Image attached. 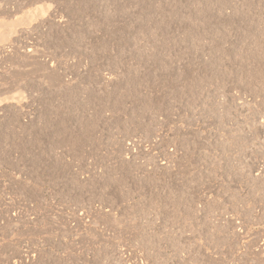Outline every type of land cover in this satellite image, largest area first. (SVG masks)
<instances>
[{
	"label": "rangeland",
	"instance_id": "rangeland-1",
	"mask_svg": "<svg viewBox=\"0 0 264 264\" xmlns=\"http://www.w3.org/2000/svg\"><path fill=\"white\" fill-rule=\"evenodd\" d=\"M4 1L0 263L264 264V0Z\"/></svg>",
	"mask_w": 264,
	"mask_h": 264
},
{
	"label": "bare ground",
	"instance_id": "bare-ground-1",
	"mask_svg": "<svg viewBox=\"0 0 264 264\" xmlns=\"http://www.w3.org/2000/svg\"><path fill=\"white\" fill-rule=\"evenodd\" d=\"M5 1H6V0H5ZM5 1H4V2H5ZM31 1H32V0H20V2H19L20 4H19L18 6L15 4V5L17 6V7H15V8H16V9H19V8L23 9L22 7H24L25 5L29 4ZM10 3H11V2H10ZM12 3H13V2H12ZM17 3H18V2H17ZM4 4H5V3H4ZM229 6H230V5H229ZM1 7H2V6H1ZM8 7H10V6H8ZM233 8H234V7H233ZM1 11L4 12V8H3V10L1 9ZM5 11H7V12H9V13L12 12V10L10 11V9L7 8V7L5 8ZM7 12H6V13H7ZM14 12H16L15 9H14ZM14 14H16V13H14ZM6 16H7V15H6ZM8 16H10V15H8ZM10 17H11V16H10ZM21 20H22V19H21ZM18 22H19V21H18ZM20 22H21V21H20ZM20 22H19V23H20ZM23 22L25 23V21L22 20V24H23ZM12 23H14V22H12ZM16 23H17V22H16ZM10 24H11V23H10ZM20 24H21V23H20ZM20 24H19V25H20ZM13 25H14V24H13ZM15 25H16V24H15ZM17 25H18V24H17ZM63 26H64V25H63ZM12 27H13V26H12ZM33 55H34V54H33ZM27 56H28V55H27ZM31 57H32V56H31ZM36 62H37V61H36ZM39 62H40V61H39ZM45 69H46V68H45ZM61 74H62V73H61ZM46 76H47V75H46ZM58 77H59V76H58ZM58 77H57V78H58ZM60 77H61V76H60ZM49 81H50V80H49ZM25 84H26V83H25ZM27 85H28V84H27ZM13 86H14V85H13ZM25 87H26V86H25ZM15 97H16V96H15ZM219 107H220V106H219ZM262 116H263V115H262ZM131 142H132V141H131ZM259 142H260V141H259ZM126 143H127V142H126ZM259 144H260V143H259ZM262 144H263V143H262ZM260 146H261V145H260ZM129 147H130V146H129ZM130 149H132V148H130ZM237 164H238V163H237ZM257 174H258V173H257ZM263 177H264V176H263ZM252 179H253V178H252ZM262 186H263V185H262ZM263 188H264V186H263ZM222 219H223V218H222ZM10 222H11V221H10ZM262 245H263V244H262ZM263 246H264V245H263ZM262 251H263V250H262ZM191 252H192V251H191ZM260 252H261V250H260ZM263 252H264V251H263ZM21 255H22V254H21ZM1 256H2V255H1ZM19 256H20V254H19ZM43 257H44V256H43ZM6 259H7V258H6ZM24 259H25V258H24ZM131 259H132V258H131ZM203 260H204V259H203ZM2 261H3V260H2ZM4 261H5V259H4ZM199 261H200V260H199ZM44 263H45V262H44ZM186 263H187V262H186ZM226 263H227V262H226ZM0 264H9V261L6 260L5 263L1 262ZM20 264H23V262L20 263Z\"/></svg>",
	"mask_w": 264,
	"mask_h": 264
}]
</instances>
